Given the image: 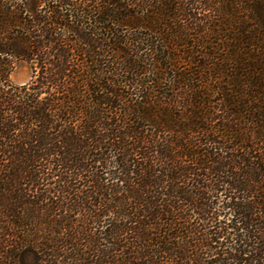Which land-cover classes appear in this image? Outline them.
<instances>
[{"label": "trees", "instance_id": "trees-1", "mask_svg": "<svg viewBox=\"0 0 264 264\" xmlns=\"http://www.w3.org/2000/svg\"><path fill=\"white\" fill-rule=\"evenodd\" d=\"M0 264H264V0H0Z\"/></svg>", "mask_w": 264, "mask_h": 264}, {"label": "rangeland", "instance_id": "rangeland-1", "mask_svg": "<svg viewBox=\"0 0 264 264\" xmlns=\"http://www.w3.org/2000/svg\"><path fill=\"white\" fill-rule=\"evenodd\" d=\"M31 70L25 64H16L13 72L10 75V80L15 86H22L30 81Z\"/></svg>", "mask_w": 264, "mask_h": 264}]
</instances>
